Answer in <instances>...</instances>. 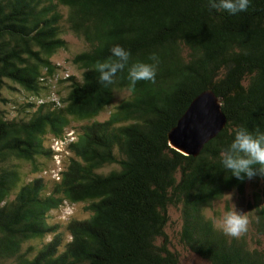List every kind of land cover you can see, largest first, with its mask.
Here are the masks:
<instances>
[{
	"label": "trees",
	"instance_id": "trees-1",
	"mask_svg": "<svg viewBox=\"0 0 264 264\" xmlns=\"http://www.w3.org/2000/svg\"><path fill=\"white\" fill-rule=\"evenodd\" d=\"M69 32L87 44L72 60L82 77H67L66 97L54 100L52 58ZM116 45L131 52L129 66L156 63L155 53V83L131 88L127 68L115 83H98L95 65ZM5 83L49 96L15 101L14 119L0 109V264H181L165 232L170 207L181 211L180 244L207 264H264V250L206 216L252 181L253 227L264 235V177L240 181L220 157L237 129L264 131V0L236 15L210 10L208 0H0V103ZM208 89L222 99L228 123L199 156L184 155L168 133ZM62 154L68 162L45 178L38 160ZM20 163L37 175L24 180ZM108 166L116 168L103 172ZM66 203L86 205L89 217L52 221ZM48 236L36 253L23 251Z\"/></svg>",
	"mask_w": 264,
	"mask_h": 264
},
{
	"label": "rangeland",
	"instance_id": "rangeland-1",
	"mask_svg": "<svg viewBox=\"0 0 264 264\" xmlns=\"http://www.w3.org/2000/svg\"><path fill=\"white\" fill-rule=\"evenodd\" d=\"M64 39L67 42V47L59 51L52 58V62L57 65L56 77L55 79L49 81V84L52 86L50 91L53 93L54 100L66 97L69 91L68 82L65 81L67 77L75 76L78 79L82 77V71L72 62V60L75 55L87 49V44L82 39L70 32L64 36ZM1 91L2 96L6 99V102L0 103V109L7 112V116L10 119L20 116V107L14 104L15 101L24 105V103L27 101L36 103L37 99L41 100L42 97L49 96L43 95L41 98H37L36 96H32L31 94L23 91L18 85L10 83L3 84ZM128 95L129 94L127 92H123L118 95L117 100L120 101L126 98ZM110 111L111 108L103 112L99 117V120L104 121L107 119L109 117ZM67 136L68 141H72L75 138V134L71 130H69ZM52 142V138L49 137L47 139V144ZM54 146L57 152H62L64 143L55 141ZM68 160L69 155L62 154L56 155L52 160L41 158L38 160V163L41 165L40 168L45 170V172L42 174L45 178H54L58 175ZM20 167L23 172L22 176L24 180H31L37 175L33 173V169L30 164L20 163ZM114 168H116V166L105 167L103 172H108ZM258 187L259 186L256 185V183L250 181L246 185L244 194H240L238 191L226 193L222 199L214 202L213 206L206 210V216L213 219L215 223V221L221 218L225 212L232 210L236 206L238 210L245 212L250 221L248 231L241 236L247 239L249 245L252 248L264 250V235H256L255 229L253 227L254 210L250 208V205L254 203L253 193L258 189ZM85 208L86 205L84 204L72 205L66 203L61 209L51 213V220L66 224L71 220L87 219L89 217V212H87ZM169 217L170 221L165 232L170 242V248L173 252H176L179 255L181 264H207V262L201 257L193 254L180 244V232L182 229L181 211L178 208L170 207ZM51 238L52 236H48L43 240H34L28 242L23 247V251L27 252L30 248H32V253L34 254L42 247L44 243L50 241Z\"/></svg>",
	"mask_w": 264,
	"mask_h": 264
},
{
	"label": "clouds",
	"instance_id": "clouds-1",
	"mask_svg": "<svg viewBox=\"0 0 264 264\" xmlns=\"http://www.w3.org/2000/svg\"><path fill=\"white\" fill-rule=\"evenodd\" d=\"M250 0H208L210 10L226 12L236 15L246 12ZM131 52L120 45L111 49V57L98 61L95 71L99 73L98 83L107 86L115 83L118 73L128 70L129 86L134 88L140 81L155 83L157 75L158 57L153 53L149 59L156 63L135 62L129 66ZM221 163L225 170L238 180L252 179L260 175L264 177V131L259 128L249 131L239 128L234 133L231 144L220 153ZM249 218L244 211L235 206L215 221L214 227L223 234L231 237H240L249 229Z\"/></svg>",
	"mask_w": 264,
	"mask_h": 264
},
{
	"label": "water",
	"instance_id": "water-1",
	"mask_svg": "<svg viewBox=\"0 0 264 264\" xmlns=\"http://www.w3.org/2000/svg\"><path fill=\"white\" fill-rule=\"evenodd\" d=\"M227 123L222 99L213 90H205L192 100L169 131V144L184 155L197 157L205 145L226 128Z\"/></svg>",
	"mask_w": 264,
	"mask_h": 264
}]
</instances>
